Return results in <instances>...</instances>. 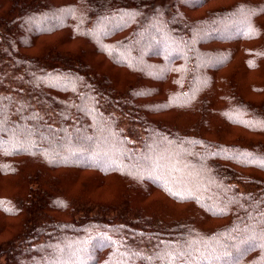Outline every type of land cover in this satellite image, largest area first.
Returning a JSON list of instances; mask_svg holds the SVG:
<instances>
[{"label":"trees","instance_id":"1","mask_svg":"<svg viewBox=\"0 0 264 264\" xmlns=\"http://www.w3.org/2000/svg\"><path fill=\"white\" fill-rule=\"evenodd\" d=\"M0 101V264H165L264 211V0H0Z\"/></svg>","mask_w":264,"mask_h":264},{"label":"snow or ice","instance_id":"2","mask_svg":"<svg viewBox=\"0 0 264 264\" xmlns=\"http://www.w3.org/2000/svg\"><path fill=\"white\" fill-rule=\"evenodd\" d=\"M4 115V108L2 101H0V134L11 131L5 128ZM12 135L19 142L20 136H24L25 139L28 138L30 130L23 132L16 130L12 132ZM0 151L6 153L2 141H0ZM146 159L150 165L160 166V160H153L151 157ZM260 163L261 166H264V161ZM3 203L0 201V204ZM248 220L255 221V223L246 224L243 229H233V232L243 234L236 237L229 236L228 239L232 240V243H225L220 240H216L214 244L208 241H187L186 247L183 249L176 245L170 246L171 250H165L161 254V258L165 260V264H239V257L236 254L255 247L264 250V211L260 212L259 216L250 214ZM97 243L103 245L105 243L104 238H101ZM58 251L67 255L69 259H58L53 264H85L88 258L85 248L73 249L72 246H66L65 248H58Z\"/></svg>","mask_w":264,"mask_h":264}]
</instances>
